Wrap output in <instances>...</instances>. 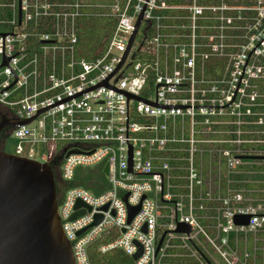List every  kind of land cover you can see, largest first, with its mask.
Here are the masks:
<instances>
[{
    "label": "built area",
    "instance_id": "built-area-1",
    "mask_svg": "<svg viewBox=\"0 0 264 264\" xmlns=\"http://www.w3.org/2000/svg\"><path fill=\"white\" fill-rule=\"evenodd\" d=\"M90 18L111 26L93 47ZM2 116L32 119L12 153L63 180L107 164L57 201L75 264L100 238L134 264H264V181L239 177L264 179L242 157L264 155V0H0Z\"/></svg>",
    "mask_w": 264,
    "mask_h": 264
},
{
    "label": "water",
    "instance_id": "water-1",
    "mask_svg": "<svg viewBox=\"0 0 264 264\" xmlns=\"http://www.w3.org/2000/svg\"><path fill=\"white\" fill-rule=\"evenodd\" d=\"M128 48L116 70L124 61ZM31 120L6 119L2 116L0 133L4 127L29 123ZM242 157L264 159V155ZM103 173H107V164L103 167ZM80 206H86L90 210L89 206L78 200L75 208ZM138 210L139 205L129 207L128 221ZM100 218L101 215L97 214L92 225L98 223ZM247 221L248 217H235L236 223ZM181 230L190 229L180 224L178 231ZM83 231L84 229H81L77 234ZM160 242L161 239L159 244ZM140 253L139 247V250L132 254V259L135 260ZM0 264H75L71 243L63 232L58 214L52 166L2 149H0Z\"/></svg>",
    "mask_w": 264,
    "mask_h": 264
},
{
    "label": "trees",
    "instance_id": "trees-1",
    "mask_svg": "<svg viewBox=\"0 0 264 264\" xmlns=\"http://www.w3.org/2000/svg\"><path fill=\"white\" fill-rule=\"evenodd\" d=\"M81 29V36L86 39L87 43L91 47L96 46L98 42H101L103 34L105 32L109 33L104 26L110 24L108 18H90L86 20ZM105 29V30H104ZM106 35V34H105ZM9 141V143H8ZM12 146L14 144V139L9 136L8 130L3 129L0 133V149L6 152H12L8 149V144ZM247 147H256L254 144H246ZM259 149H264L263 145L257 146ZM256 147V148H257ZM244 161H252L251 159H244ZM55 185L57 201H60L63 193L69 187L81 186L85 189L91 191L93 194H99L105 187V175L102 172L101 164L97 167H79L75 171V175L72 180H63L59 175V168L55 165L52 166ZM106 242L105 239H98L97 241L91 243L87 247V253L90 264H134L132 257L127 254L124 250L120 248H113L105 252L100 251V245Z\"/></svg>",
    "mask_w": 264,
    "mask_h": 264
},
{
    "label": "rangeland",
    "instance_id": "rangeland-1",
    "mask_svg": "<svg viewBox=\"0 0 264 264\" xmlns=\"http://www.w3.org/2000/svg\"><path fill=\"white\" fill-rule=\"evenodd\" d=\"M110 27H111L110 24L107 25V26H104V28L106 30H109ZM105 34L107 35L108 34V31H107V33L105 32ZM105 34H103L102 39H101V42H102L103 38L106 36ZM8 143H9V141H8ZM8 149L10 151H13L12 143L10 145L8 144ZM262 163L263 162H260V161H253V162H250V163H247V164L244 163V164H242L241 167H239V170L242 172L239 177L241 178V180H243V181H241V184H244V183L248 184L249 183L250 184V187L249 188L250 189L252 188V190H254L253 192H256V193L262 187L261 186V184H262L261 182L264 181L263 178L255 177L256 174H257L256 172H258V171L261 170ZM97 166L98 165L93 166V168H95ZM246 169L248 171H251V173H248V171H247V173H245L246 172Z\"/></svg>",
    "mask_w": 264,
    "mask_h": 264
},
{
    "label": "flooded vegetation",
    "instance_id": "flooded-vegetation-1",
    "mask_svg": "<svg viewBox=\"0 0 264 264\" xmlns=\"http://www.w3.org/2000/svg\"><path fill=\"white\" fill-rule=\"evenodd\" d=\"M2 117H0V119H1ZM14 119V118H13ZM3 129H6V130H9L10 129V127H4Z\"/></svg>",
    "mask_w": 264,
    "mask_h": 264
}]
</instances>
